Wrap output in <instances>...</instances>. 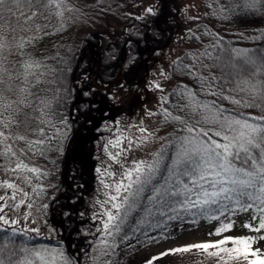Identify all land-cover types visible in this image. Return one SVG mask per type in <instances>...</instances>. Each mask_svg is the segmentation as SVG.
I'll return each instance as SVG.
<instances>
[{"label":"snow or ice","instance_id":"snow-or-ice-1","mask_svg":"<svg viewBox=\"0 0 264 264\" xmlns=\"http://www.w3.org/2000/svg\"><path fill=\"white\" fill-rule=\"evenodd\" d=\"M193 6L0 0V264H132L136 255L160 264L192 251L215 264H264L254 246L264 239V0ZM109 15L130 22L103 46L45 49L65 25ZM173 37L184 47L147 71L145 57ZM62 156L82 171L58 185ZM237 211L251 213L256 223L244 226L259 236L231 234ZM39 214L59 218L48 242L33 240L44 236ZM199 218L217 221L216 239L171 243Z\"/></svg>","mask_w":264,"mask_h":264},{"label":"rangeland","instance_id":"rangeland-1","mask_svg":"<svg viewBox=\"0 0 264 264\" xmlns=\"http://www.w3.org/2000/svg\"><path fill=\"white\" fill-rule=\"evenodd\" d=\"M112 3V0H108ZM206 0H176L177 4L184 5L187 3H191L194 5L190 11L192 13H197L203 12L204 11V3ZM198 6V7H197ZM125 19H122V16H110L106 20V28L102 29L103 33H112V32H119L121 27L124 25ZM94 46V44L92 43ZM184 44L176 41L175 38L169 42L168 47L163 50L162 53H159L157 55H151L149 54L148 56L145 57L146 59V64H145V69L149 72L154 71V63L156 61H159L162 56H166L168 54V49H176L179 50L180 48H183ZM150 78V77H149ZM139 112V105L133 106L131 109H129L127 115L124 117V119H129V118H134ZM120 119L121 117H117ZM97 142L94 140L92 141L91 144L88 145V148H93L94 145H96ZM104 159L103 152L101 151L100 153H97L93 151V154L89 160V163L91 164L92 162H95L96 164H99L102 160ZM69 164H68V178H71L70 181L73 180V173L75 171H82L79 168L78 164H73L71 159H68ZM64 177L67 176L66 170L63 173ZM92 175H96L95 172H92ZM1 179V176H0ZM76 180L80 181L81 178L79 176L75 177ZM83 179L85 181H89L87 188L85 191L91 195L95 189L97 188V184L95 183L94 180H91L89 177V174L85 171L83 172ZM94 182V185H91V183ZM18 183V182H17ZM83 183V181H81ZM0 191H3L2 188H0ZM8 211V210H6ZM9 214H11L9 212ZM54 215V214H53ZM58 218V217H57ZM229 219L234 220L235 226L232 229L231 234H236V235H254V236H259L260 234L256 232H250V231H242V227H244V222H251V223H256V221H253L251 218V213L250 212H244L240 213L237 211V214L234 217H229ZM45 217L42 214H39V226L41 227L42 231L44 234H48V227L51 225L50 221L51 219H48V222L45 223ZM217 221L216 220H206L203 218H199L198 220V226L189 224L185 222L183 229L178 228L177 231L173 234L176 236V239L171 240L172 244H175L177 242H196L200 240H211V239H216L217 237L215 235H208V232L216 226ZM255 247H259L264 251V239H258V242L254 245ZM163 247V245H162ZM129 259L131 260L132 264H138V261L140 259L139 255L136 256H130ZM160 264H215L214 259L212 257L208 258H201L200 254L196 251H192L190 253H180L177 254L176 256H167L161 259Z\"/></svg>","mask_w":264,"mask_h":264},{"label":"trees","instance_id":"trees-1","mask_svg":"<svg viewBox=\"0 0 264 264\" xmlns=\"http://www.w3.org/2000/svg\"><path fill=\"white\" fill-rule=\"evenodd\" d=\"M84 3H91L92 0H82ZM101 2H104V0H101ZM108 3H111L107 0ZM112 15L107 16L106 19H101L98 22L94 24H88L85 26H81L80 24L75 25H65L63 29H58L57 33L54 35H49L48 38L44 41V47L45 49L48 48L49 44L55 45L57 42H59L62 45H65L67 47H72L73 45H76L79 42H82L84 40H88L91 44L93 43L95 47H101L103 44L107 41V36L105 33L102 32V29H105L107 24L106 20ZM123 19V18H122ZM125 23L123 26H125L130 21L124 20ZM91 34V35H90ZM148 56V55H147ZM69 161V160H68ZM43 163V161H41ZM69 162H67V169ZM57 168L59 169V173L56 176L54 183L63 184L68 181H70L71 178H68V170L65 169L64 165V157L62 156L60 159L57 160ZM66 170L67 176L65 178H61V172L62 170ZM1 179H6L8 177L4 176L3 172H0ZM13 179H16V181L19 183V179H17L15 176L12 177ZM94 185V182L91 183L92 186ZM49 194H51V190H49ZM43 215V214H42ZM51 219L50 224L58 226V218L55 215H51L47 218ZM242 231H249L245 226L242 227ZM55 233H52V237H55ZM34 241L39 242H48V234H44V236H35L33 235Z\"/></svg>","mask_w":264,"mask_h":264}]
</instances>
